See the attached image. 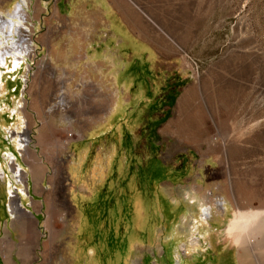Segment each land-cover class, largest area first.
I'll return each mask as SVG.
<instances>
[{
	"label": "rangeland",
	"instance_id": "1",
	"mask_svg": "<svg viewBox=\"0 0 264 264\" xmlns=\"http://www.w3.org/2000/svg\"><path fill=\"white\" fill-rule=\"evenodd\" d=\"M104 4L141 40L78 47ZM33 19L30 48L0 51L19 59L0 57V205L40 210L37 264H264V213L230 230L264 211V0H50Z\"/></svg>",
	"mask_w": 264,
	"mask_h": 264
},
{
	"label": "crops",
	"instance_id": "2",
	"mask_svg": "<svg viewBox=\"0 0 264 264\" xmlns=\"http://www.w3.org/2000/svg\"><path fill=\"white\" fill-rule=\"evenodd\" d=\"M49 1L50 0H0V14H5L8 12L14 13V17H16V22L19 24V26L7 24V22L4 23V20L1 18V16L0 25H6L8 29L9 27H12L10 31L15 32L16 29L21 28V18L18 15L19 12L16 14L15 10L17 8V3L25 6V9L29 14L28 21L33 23L36 20L33 19L36 9L38 10V14H42V12L46 11ZM104 5V7L99 6L95 10L96 15L94 17L93 25H89L85 28L79 25V21L76 25L73 24L72 33L78 35V47L85 46L83 44L84 41L80 40L79 37V34L83 32H88L89 39L87 41V46L93 48L100 47L102 49H106L113 41L119 44L122 41H131L132 38L141 40L138 34H140L142 30H137L136 26H129V17L126 14H122L117 10H113L106 4ZM134 31H137V33ZM13 39H10L11 42ZM7 42L9 44L10 41L8 40ZM8 46L9 45L7 44H0V49H2V47L8 48ZM21 46L23 45L21 44ZM61 47H63V45H61ZM15 48L16 51L20 53H23L24 51L20 49L21 47H19L17 42ZM11 55L13 56V54ZM14 55L16 56V54ZM3 59H5V57ZM13 59L14 66H16L19 62L16 57ZM91 59L93 62H106L105 54L101 56L91 54ZM0 92H4L3 87L1 86ZM0 99L3 98L1 97ZM8 207L9 205L6 206V204L0 205V264H37L36 254L33 246L36 239L35 227L40 219V210H37L31 201L22 202L21 206H17L18 208L8 209ZM12 212L13 216L11 217L9 214ZM16 236L18 239H15Z\"/></svg>",
	"mask_w": 264,
	"mask_h": 264
},
{
	"label": "bare ground",
	"instance_id": "3",
	"mask_svg": "<svg viewBox=\"0 0 264 264\" xmlns=\"http://www.w3.org/2000/svg\"><path fill=\"white\" fill-rule=\"evenodd\" d=\"M16 10V14H18V12H19V16H20V18H21V20L23 21V19L26 17V13L23 11V10H21V9H18V7L15 9ZM22 13V14H21ZM1 16V15H0ZM9 18H8V17ZM15 15H14V13H12V12H8V13H5V14H3L2 16H1V18L4 20V23L5 22H7V24H11V25H18L19 26V24L16 22V17H14ZM21 24H22V22H21ZM16 27V26H15ZM12 28V27H11ZM10 27H9V29H8V27L6 26V25H0V44L2 45V44H4V45H8V40L9 39H13L12 40V42H11V44L13 43V46L15 47V43L16 42H18V36L17 35H19V36H21V34H22V36H23V40L25 41H23V46L22 47H24V45H27L26 43V41H29V39H28V37L26 36V35H24V34H27V33H25V31H26V28H24L25 29V31H22L21 32V30H19L20 31V34H18L19 32L18 31H16L15 30V32H13V31H10V29H11ZM10 31V32H9ZM18 32V33H17ZM15 35V36H14ZM14 36V37H13ZM22 39V38H21ZM15 44V45H14ZM18 45H19V47H21V45H20V43H18ZM13 46L12 47H9L8 46V49H10L11 50V48L14 50H16V48H13ZM5 47H7V46H5ZM18 47V46H17ZM20 48L22 51H23V53L25 52V47L24 48ZM0 51H2V49H0ZM5 53L6 52H4L3 53V55L1 56V57H5ZM8 54H13V56H15L14 54V52H7ZM17 54V53H16ZM17 56V55H16ZM17 59V58H16ZM19 60V59H18ZM1 85V84H0ZM0 93H3V92H0ZM188 93V92H187ZM181 98V97H180ZM184 99V98H183ZM15 139V138H14ZM17 139H15V141H16ZM26 140H28V138H26ZM26 142V141H25ZM22 145V144H21ZM18 146H20V143H19V145ZM25 149H26V147H24ZM24 169H22V167L20 168V166H19V168H18V170L16 171L17 172V174H19V177H20V181L21 182H26V180H27V174H26V172H24L23 171ZM262 213H264V211H249V212H240V211H237L236 213H234V217H233V223H232V226H231V228H230V230H231V232L234 234H232L233 236H234V241H236V240H238V239H240L241 237H243V235H247V234H249L250 232H251V229H252V227H253V224L255 223V221H256V219H258V217H259V215H261ZM242 245V244H241ZM244 247V246H243ZM241 255V254H240ZM243 257V256H242ZM242 260V259H241Z\"/></svg>",
	"mask_w": 264,
	"mask_h": 264
},
{
	"label": "built area",
	"instance_id": "4",
	"mask_svg": "<svg viewBox=\"0 0 264 264\" xmlns=\"http://www.w3.org/2000/svg\"><path fill=\"white\" fill-rule=\"evenodd\" d=\"M17 7H18V9H21V10H23L26 13V17L23 19L22 23H23V26H25V28H26L25 33H27V34H24V35H26L28 37V39H29V43H30L29 44V48H30L31 47V41H30L29 32H28V29H29L28 28L29 27L28 24H30V22L28 21L29 14H28V11L25 9V6L24 5H21L20 3H17Z\"/></svg>",
	"mask_w": 264,
	"mask_h": 264
}]
</instances>
